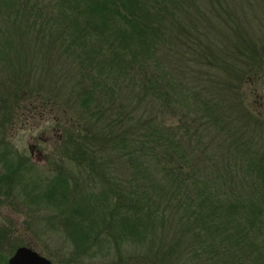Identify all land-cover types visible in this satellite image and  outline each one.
Wrapping results in <instances>:
<instances>
[{"label": "trees", "instance_id": "trees-1", "mask_svg": "<svg viewBox=\"0 0 264 264\" xmlns=\"http://www.w3.org/2000/svg\"><path fill=\"white\" fill-rule=\"evenodd\" d=\"M261 69L264 0H0V136L60 130L40 178L0 138V192L52 210L68 261L264 264Z\"/></svg>", "mask_w": 264, "mask_h": 264}, {"label": "rangeland", "instance_id": "rangeland-1", "mask_svg": "<svg viewBox=\"0 0 264 264\" xmlns=\"http://www.w3.org/2000/svg\"><path fill=\"white\" fill-rule=\"evenodd\" d=\"M242 94L248 109L253 108L264 115V69H261L256 79L250 81L246 86V93ZM140 110L142 111L141 107ZM57 118V113L45 108L42 115L21 116L5 129L2 138L0 136L4 145L12 148L10 151L15 153L12 157L16 161L30 163L27 165L29 173L25 177L37 174L40 178L54 172V162L60 158L57 149L60 137ZM2 150L4 149L0 145V152ZM4 157L9 158L7 155ZM51 212L49 208H39V205L27 201L19 188H13L10 193L0 192V261L5 260L6 263V258L15 247L28 245L48 258L52 264H107V260H94L90 257L81 262L68 261L64 252L67 242L62 233L44 226L45 217Z\"/></svg>", "mask_w": 264, "mask_h": 264}, {"label": "water", "instance_id": "water-1", "mask_svg": "<svg viewBox=\"0 0 264 264\" xmlns=\"http://www.w3.org/2000/svg\"><path fill=\"white\" fill-rule=\"evenodd\" d=\"M7 264H51L50 260L26 246H17Z\"/></svg>", "mask_w": 264, "mask_h": 264}, {"label": "flooded vegetation", "instance_id": "flooded-vegetation-1", "mask_svg": "<svg viewBox=\"0 0 264 264\" xmlns=\"http://www.w3.org/2000/svg\"><path fill=\"white\" fill-rule=\"evenodd\" d=\"M34 152V151H33ZM30 153L32 154V151L30 150ZM15 153L14 152H9L8 153V156L9 155H14ZM19 246H26V247H29L30 249H32L33 251H35L31 246H28V245H19ZM16 248V247H15ZM14 248V249H15ZM14 251V250H13ZM13 251H12V253H13ZM36 253H38L37 251H35ZM11 253V254H12ZM11 254L9 255V256H11ZM39 254V253H38ZM39 255H41V254H39ZM9 256L6 258V264H7V260H8V258H9ZM41 256H43V255H41ZM43 257H45V256H43ZM46 258V257H45ZM48 259V258H47ZM51 262V261H50ZM52 264V263H51Z\"/></svg>", "mask_w": 264, "mask_h": 264}]
</instances>
